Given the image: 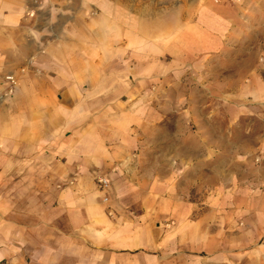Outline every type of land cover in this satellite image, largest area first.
Segmentation results:
<instances>
[{
    "label": "crops",
    "instance_id": "0c3cea01",
    "mask_svg": "<svg viewBox=\"0 0 264 264\" xmlns=\"http://www.w3.org/2000/svg\"><path fill=\"white\" fill-rule=\"evenodd\" d=\"M235 1L199 8L191 0L201 10L188 39L200 59L194 73L225 66L213 59L230 57L223 22L238 25ZM105 4L109 20L124 24L118 36L70 16L85 9L79 1L0 0V264H195L159 253L160 225L149 221L165 217L166 190L189 184L214 150L194 133L167 142L164 99L149 98L150 83L178 85L180 4L172 18L162 10L151 23L147 5ZM150 24L172 26L170 40L149 35ZM150 38L156 47L145 44ZM117 40L123 46L103 51L102 42ZM166 53L171 64L161 61ZM116 55L119 70L110 66Z\"/></svg>",
    "mask_w": 264,
    "mask_h": 264
},
{
    "label": "rangeland",
    "instance_id": "374dc122",
    "mask_svg": "<svg viewBox=\"0 0 264 264\" xmlns=\"http://www.w3.org/2000/svg\"><path fill=\"white\" fill-rule=\"evenodd\" d=\"M68 1L84 3L85 9L69 10L70 16L95 24L104 37L118 36L120 26L124 27L109 20L105 3L110 0ZM111 1L119 7L120 0ZM133 2L150 8L149 23L162 10L165 18H172V7L180 4L179 65L172 66L178 72V85L157 90L150 83L149 98L164 99L167 142L173 141L174 132L186 143L194 133L197 145L210 143L214 149L207 155L205 168L196 171L189 184L180 180L170 193L166 190V198H171L164 204L165 217L149 218L160 225L161 234L155 240L160 243L158 251L195 264H264V0H242L238 25L230 27L222 21L225 34L232 35L225 46L230 57L214 58L213 65L223 62L225 66H214L221 71L211 75L192 71L200 59L192 57L188 48L194 34L190 23L199 18V8L206 3L214 7L233 5L235 0H198L199 8L191 7V0ZM219 15L226 19V14ZM148 30L149 35L166 40H170L168 33L173 34L172 26L164 30L150 24ZM111 44L123 46L120 40L104 41L103 51ZM134 44L135 52L141 43ZM145 44L156 47L157 41L150 38ZM123 60L121 55L113 56L110 66L124 68ZM161 61L171 64L173 57L166 53ZM149 209L156 210V203L150 202Z\"/></svg>",
    "mask_w": 264,
    "mask_h": 264
},
{
    "label": "built area",
    "instance_id": "2783aa9c",
    "mask_svg": "<svg viewBox=\"0 0 264 264\" xmlns=\"http://www.w3.org/2000/svg\"><path fill=\"white\" fill-rule=\"evenodd\" d=\"M6 80L9 82V90L8 91L11 93L13 91V88H14L15 84H16V80L13 77H11V76L10 77H6ZM96 183H97V186L101 190H105L107 188V186H108L106 180H104L103 178L97 179ZM104 201H106V199H104Z\"/></svg>",
    "mask_w": 264,
    "mask_h": 264
}]
</instances>
